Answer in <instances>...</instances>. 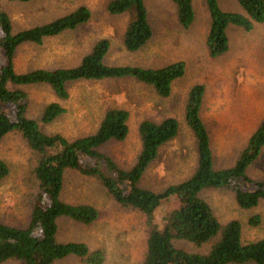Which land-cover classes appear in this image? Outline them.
Segmentation results:
<instances>
[{
  "label": "rangeland",
  "instance_id": "rangeland-1",
  "mask_svg": "<svg viewBox=\"0 0 264 264\" xmlns=\"http://www.w3.org/2000/svg\"><path fill=\"white\" fill-rule=\"evenodd\" d=\"M108 0H0L13 30L48 21L79 4L90 10L89 19L75 28L47 36L40 44L24 43L17 47L13 64L17 71L30 68L70 66L79 60L99 37L109 40L104 55L107 64H131L157 67L175 60L184 62L182 75L173 79L169 94L158 95L153 88L131 77L79 79L66 84L68 95L58 99L45 83L24 86L28 94L27 114L37 117L43 105L57 100L65 111L44 125L46 132H59L72 139L93 131L108 107H122L128 111V132L122 140H109L100 149L120 166L127 168L138 151L137 124L142 118L160 120L173 116L178 122L177 133L163 143L157 156L149 162L138 184L158 190L183 179L195 163L194 138L183 119V106L188 88L194 83L204 87L199 115L206 125L215 166L230 164L243 146L245 136L255 121L264 115V20L254 22L245 30L228 25V48L215 57L208 55L205 36L209 16L203 0H192L193 19L183 28L175 18L171 0H144L152 35L141 48L128 51L121 42V34L133 10L108 14ZM220 8L241 11L235 0H218ZM129 12V13H128ZM1 61V60H0ZM0 158L7 166V174L0 180V220L21 224L27 219L31 197L36 190L32 175L35 153L17 131L0 138ZM250 181L239 179L245 189L254 188V180L264 179V146L246 167ZM220 221L237 218L241 224L243 241L264 236V200L251 208H241L230 190L208 188L200 192ZM61 197L68 202L92 204L97 215L89 223H78L67 218L58 219L57 238L85 242L90 249L100 248L101 264H139L145 246L148 227L144 215L136 209L116 202L92 176L66 170ZM162 201L153 221L179 201ZM259 215L257 224L248 218ZM187 250L198 249L177 240ZM0 264H21L6 260ZM53 264H84L70 255Z\"/></svg>",
  "mask_w": 264,
  "mask_h": 264
},
{
  "label": "trees",
  "instance_id": "trees-1",
  "mask_svg": "<svg viewBox=\"0 0 264 264\" xmlns=\"http://www.w3.org/2000/svg\"><path fill=\"white\" fill-rule=\"evenodd\" d=\"M171 1L177 23L186 28L194 15L192 0ZM203 1L209 16L205 46L211 57L227 50L225 29L228 25L248 30L254 22L264 20V0H235L241 11L223 10L218 0ZM105 10L108 14L133 10L134 15L127 19L121 34L126 50L141 48L151 37L152 27L144 0H108ZM89 16V8L79 4L48 21L13 30L0 3V138L10 131L20 134L35 153L32 175L36 180L27 219L21 224L0 220V262L16 260L21 264H53L73 255L84 264L102 263V249H90L83 241L57 238L58 219L86 224L97 215L92 204L71 203L61 197L65 171L74 170L95 177L116 202L144 215L148 232L139 264H264V236L243 241L240 221L237 218L220 221L200 195L204 189L225 188L231 191L241 208L254 207L264 200V179L254 180L252 189L238 184L239 179L251 180L245 169L264 146V115L247 135L233 161L215 166L209 134L199 115L204 87L201 83L192 84L186 92L183 119L194 138V166L183 179L154 190L140 186L138 182L146 166L157 156L159 147L177 133L175 117L142 118L137 124L138 151L131 164L124 168L100 147L109 140H122L126 136L128 111L125 108H106L93 131L72 139L59 132L44 130L45 124L65 111L57 100L46 102L37 117L27 114L28 94L24 86L29 84L45 83L58 99H65L69 81L131 77L150 85L158 95L166 96L171 81L182 75V60L157 67L105 63L104 55L109 46L105 36L97 38L73 65L35 67L24 71L14 68L13 57L19 45L40 44L47 36L86 22ZM7 172L8 166L0 158V180ZM171 198L178 199L179 204L161 215L159 223L153 221L161 202ZM247 221L257 224L259 215L253 214ZM177 240L198 249L187 250L178 246Z\"/></svg>",
  "mask_w": 264,
  "mask_h": 264
},
{
  "label": "crops",
  "instance_id": "crops-1",
  "mask_svg": "<svg viewBox=\"0 0 264 264\" xmlns=\"http://www.w3.org/2000/svg\"><path fill=\"white\" fill-rule=\"evenodd\" d=\"M262 118V117H261ZM260 120V119H259ZM259 121H255V123L253 124V126L248 130L246 136H245V140H246V137L247 135L252 131V129L258 124Z\"/></svg>",
  "mask_w": 264,
  "mask_h": 264
}]
</instances>
